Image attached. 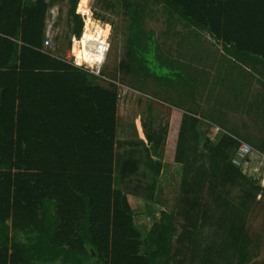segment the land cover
Listing matches in <instances>:
<instances>
[{
    "label": "trees",
    "instance_id": "trees-1",
    "mask_svg": "<svg viewBox=\"0 0 264 264\" xmlns=\"http://www.w3.org/2000/svg\"><path fill=\"white\" fill-rule=\"evenodd\" d=\"M64 2L67 30L46 47L50 10ZM78 3L0 0V264H248L264 186L232 156L242 143L264 151V0H99L128 21L121 85L174 108L166 126L148 107V143L118 138L114 84L68 59L84 27ZM159 14L164 40L147 26ZM164 145L189 204L179 246L180 214L163 210L146 232L128 197L152 200ZM140 166L151 182L132 186Z\"/></svg>",
    "mask_w": 264,
    "mask_h": 264
},
{
    "label": "rangeland",
    "instance_id": "rangeland-1",
    "mask_svg": "<svg viewBox=\"0 0 264 264\" xmlns=\"http://www.w3.org/2000/svg\"><path fill=\"white\" fill-rule=\"evenodd\" d=\"M68 8V4L64 2L50 10V16H52L48 22L47 31L50 44L46 47L52 48L60 43L55 41V37L57 34L65 33L67 30ZM103 8L99 0H79L77 13L82 17L84 27L81 37L77 38L75 42L73 41L72 48L68 51V56L74 63L76 62L84 68H91L96 65L101 66L103 63L102 76L97 77L96 81L104 87H111L114 84V90L119 95L118 138L125 140L138 136V138L148 143L143 129V121L148 116V107H152L154 117L160 116V121L165 122L166 126L174 108L169 105H163L146 94L133 91L121 85V82H119L121 75L118 74L117 66L122 55V40L124 33L127 31L128 21L120 8H116L117 13L114 14H110L109 11ZM99 16H104L106 21L99 19ZM54 22L59 23V26L54 27ZM147 26L153 29L159 37L166 29L161 14L154 19L148 20ZM160 38L164 40V38ZM205 38L208 40L206 44L209 46L213 39L209 36ZM61 39L62 42L63 38ZM106 43L109 44V50L104 60V56L96 49ZM63 45L65 46V42ZM220 47L217 46L213 49L219 50ZM252 129L254 128L252 127ZM250 131V133L256 134L255 130ZM210 135L216 141L221 135L220 128L213 127ZM241 145L232 156L234 163L240 166L249 176L259 179L264 186V151L258 152L251 148L246 150L244 145ZM125 149L118 147V154L122 156ZM164 150L165 145L161 150L160 156L154 157L156 162L162 164V170L152 200L145 199L138 194H129L128 197L135 214L136 226L146 232L151 230L153 223L159 219L160 212L163 210L180 214L176 217V232L174 234V245L179 246L186 222L184 215L189 210V204L187 205L186 202L182 203L186 199L181 186L183 165L166 158ZM148 182H151V178L148 176V170L145 166H140L139 174L129 180L132 186L140 185L141 183L144 186ZM222 188L224 191H231L234 201L241 200L242 192L238 187L226 185ZM250 208L246 230L252 240L250 246L252 258L248 264H264V189L257 199L252 201ZM180 256L182 258L183 255Z\"/></svg>",
    "mask_w": 264,
    "mask_h": 264
},
{
    "label": "built area",
    "instance_id": "built-area-1",
    "mask_svg": "<svg viewBox=\"0 0 264 264\" xmlns=\"http://www.w3.org/2000/svg\"><path fill=\"white\" fill-rule=\"evenodd\" d=\"M73 39H76V38L74 37ZM49 44H50V40H48V37H47V39L45 40V46H47ZM108 50H109V44L108 43H106L104 45H100L96 49V51H99L100 54L102 56H104V60L106 58V55H107ZM75 64L78 65L77 63H75ZM78 66H80V65H78ZM102 67H103V63L101 64V66L96 65V66L91 67V68H89V67H87V68L85 67V68L88 69V70H90L95 76L100 77V76H102ZM242 145H244V149H246V150H249L250 149V146L247 145L246 143H242Z\"/></svg>",
    "mask_w": 264,
    "mask_h": 264
},
{
    "label": "crops",
    "instance_id": "crops-1",
    "mask_svg": "<svg viewBox=\"0 0 264 264\" xmlns=\"http://www.w3.org/2000/svg\"><path fill=\"white\" fill-rule=\"evenodd\" d=\"M76 39H77V38H76ZM76 39H73V41L75 42ZM68 55H69V54H68ZM68 59L71 60V58H69V56H68ZM75 63H76V62H75Z\"/></svg>",
    "mask_w": 264,
    "mask_h": 264
}]
</instances>
